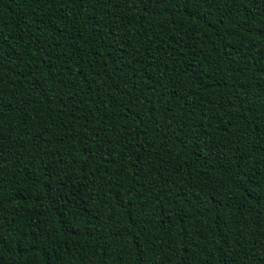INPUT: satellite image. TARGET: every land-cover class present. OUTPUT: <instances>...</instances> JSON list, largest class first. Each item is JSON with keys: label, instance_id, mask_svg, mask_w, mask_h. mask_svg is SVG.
<instances>
[{"label": "trees", "instance_id": "1", "mask_svg": "<svg viewBox=\"0 0 264 264\" xmlns=\"http://www.w3.org/2000/svg\"><path fill=\"white\" fill-rule=\"evenodd\" d=\"M0 264H264V0H0Z\"/></svg>", "mask_w": 264, "mask_h": 264}]
</instances>
